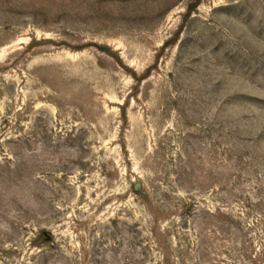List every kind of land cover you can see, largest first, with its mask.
Instances as JSON below:
<instances>
[{
  "label": "rangeland",
  "instance_id": "rangeland-1",
  "mask_svg": "<svg viewBox=\"0 0 264 264\" xmlns=\"http://www.w3.org/2000/svg\"><path fill=\"white\" fill-rule=\"evenodd\" d=\"M0 264H264V0H0Z\"/></svg>",
  "mask_w": 264,
  "mask_h": 264
}]
</instances>
